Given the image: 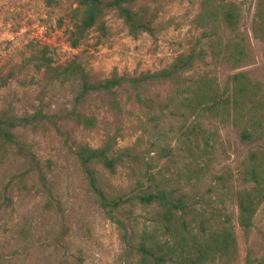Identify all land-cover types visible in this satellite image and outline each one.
I'll list each match as a JSON object with an SVG mask.
<instances>
[{
	"label": "rangeland",
	"instance_id": "rangeland-1",
	"mask_svg": "<svg viewBox=\"0 0 264 264\" xmlns=\"http://www.w3.org/2000/svg\"><path fill=\"white\" fill-rule=\"evenodd\" d=\"M225 4L237 8V34L222 22ZM75 6L74 0H57L52 7L43 0H0V78L6 79L0 112L17 119L37 116L33 125L12 130L18 144L0 149V264H134L137 257L125 253L117 223L100 207L75 155L79 144L99 148L110 139L116 149L136 145L152 172L160 170L172 188L195 195L194 200L203 197L210 208L227 213L238 248L235 264H264V201L247 234L238 225L235 201L243 186V162L250 150H264V138L241 144L237 128L213 119L203 121V139L184 135L193 119L165 109L175 85L145 81L134 87L128 82L168 67L198 42L213 41L212 49L203 45L205 61L184 77L190 82L208 75L223 88L233 73L243 72L264 93V40L253 30L264 0H133V8L150 6L155 13L154 24L162 28L154 35L131 36L112 12L104 18V36L92 29L72 48L68 34ZM240 38L250 57L234 70L224 61L226 46ZM72 60L92 83L112 75L125 81L111 92H88L76 103L74 83L50 82L45 68H39L44 62L63 68ZM74 112L94 117L95 127L84 128ZM161 148L169 150L168 157L159 158ZM95 168L109 196L130 195L138 179L148 184L142 165L125 162L114 174ZM151 215L149 208L129 204L115 212L128 235L148 225Z\"/></svg>",
	"mask_w": 264,
	"mask_h": 264
},
{
	"label": "trees",
	"instance_id": "trees-1",
	"mask_svg": "<svg viewBox=\"0 0 264 264\" xmlns=\"http://www.w3.org/2000/svg\"><path fill=\"white\" fill-rule=\"evenodd\" d=\"M47 7L57 4V0H43ZM75 8L70 12V30L68 40L72 48H77L94 29L101 36L107 28L104 18L114 13L123 21L128 33L136 37L140 33L154 35L162 26L154 24L155 13L150 6L133 8V0H74ZM222 8V22L234 34L238 33L237 8L225 4ZM254 35L264 40V10L256 14ZM195 44L186 53H179L171 64L152 74L129 78L132 86L145 81L170 82L177 92L173 98L166 100L165 109L170 114L193 123L185 134L201 135L203 121L217 120L221 124H230L238 129V140L244 145H254L264 138V93L259 82H253L243 72L233 73L225 86L221 88L214 77L203 75L197 80L188 81L184 74L193 70L198 62L203 63L206 49L213 47V41ZM201 45L202 47H199ZM225 62L237 70L250 57V49L244 46L243 39L230 40L227 44ZM220 53V52H219ZM46 79L50 82H72L78 91L75 102L83 101L91 91L106 90L111 92L125 81L124 77L112 75L102 81L92 83L83 66L72 60L63 68H54L49 63H42ZM6 82L0 78V87ZM139 103L144 101L138 96ZM77 122L84 128L93 129L96 125L94 117L78 112L73 113ZM37 116L12 118L0 112V149L8 144H18L17 136L12 131L18 126L33 125ZM169 150L161 148L159 158L168 157ZM75 155L82 166L88 185L94 193L100 207L107 216L114 220L120 230V240L130 258L137 257L134 264H235L238 248L230 216L210 208V203L203 197H196L171 187L170 181L160 170L152 172L150 162L138 154L136 145L126 148L114 147L112 139L99 148L79 144ZM130 162L142 165L145 186L141 180L130 195L109 196L99 184L96 165L110 174H114L118 165ZM141 174V173H140ZM221 183V178H217ZM242 188L235 192L237 205V221L245 234L253 225L254 216L264 201V150H250L243 162L241 173ZM222 185V184H221ZM203 202H205L204 206ZM123 204L140 205L152 211L147 220L148 225L128 235L121 220L115 216L116 210ZM196 208V205H199ZM208 208V210H207ZM131 215V212H129ZM258 264H261L258 262Z\"/></svg>",
	"mask_w": 264,
	"mask_h": 264
}]
</instances>
